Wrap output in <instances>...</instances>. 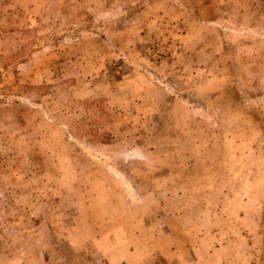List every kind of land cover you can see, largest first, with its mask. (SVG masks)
<instances>
[{"label":"rangeland","instance_id":"1","mask_svg":"<svg viewBox=\"0 0 264 264\" xmlns=\"http://www.w3.org/2000/svg\"><path fill=\"white\" fill-rule=\"evenodd\" d=\"M0 264H264V0H0Z\"/></svg>","mask_w":264,"mask_h":264}]
</instances>
